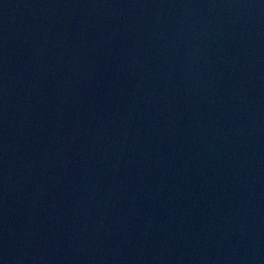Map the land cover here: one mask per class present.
I'll use <instances>...</instances> for the list:
<instances>
[{"label":"water","instance_id":"1","mask_svg":"<svg viewBox=\"0 0 264 264\" xmlns=\"http://www.w3.org/2000/svg\"><path fill=\"white\" fill-rule=\"evenodd\" d=\"M45 264H264V0H85Z\"/></svg>","mask_w":264,"mask_h":264}]
</instances>
